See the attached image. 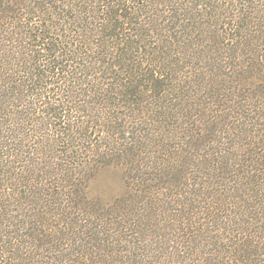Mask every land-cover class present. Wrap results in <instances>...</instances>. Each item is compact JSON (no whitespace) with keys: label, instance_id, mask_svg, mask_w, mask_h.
<instances>
[{"label":"trees","instance_id":"1","mask_svg":"<svg viewBox=\"0 0 264 264\" xmlns=\"http://www.w3.org/2000/svg\"><path fill=\"white\" fill-rule=\"evenodd\" d=\"M0 264H264V0H0Z\"/></svg>","mask_w":264,"mask_h":264},{"label":"rangeland","instance_id":"2","mask_svg":"<svg viewBox=\"0 0 264 264\" xmlns=\"http://www.w3.org/2000/svg\"><path fill=\"white\" fill-rule=\"evenodd\" d=\"M201 19L205 23L210 22L209 17L201 18ZM213 23H215V22H213ZM216 27L219 30H221V28H222L221 26H216ZM208 30H211V28ZM205 42L206 41L203 42V45H205ZM184 63H186L188 65V68L185 70V72L187 73V76H186L187 78L184 79L183 85L185 86V88L188 89V95H190V94L191 95L188 96V98L186 96V99L184 100L183 104L179 105V106L177 105V107L174 109H189V107L192 104L198 103V101H196L198 99L196 92L201 91L203 94L202 87H200L199 83L197 82V80L195 78V74L192 73V75H189V74H191V72H194L193 71V65L190 64L189 60H183V64ZM181 66H182V64L180 66H177V67L180 68ZM192 81H194V83H192ZM182 82H180V85L182 84ZM230 85H231V83H230ZM189 90H190V92H189ZM226 98L228 99L227 96H226ZM202 107H204V106H202ZM202 107L194 109V112H199L202 109H205V107L204 108H202ZM210 109H212V108H210ZM226 109H232V108H230V106H228ZM115 110L118 113H123V112H125L126 109H115ZM107 111H109V109H107ZM193 120L194 119H192L191 121H193ZM123 186L124 185H123V171H122V169L116 165L105 166V167H102L101 169H99L95 173L93 178L90 180V182H89V196H91L93 199L99 200V202L104 204V203L109 202L113 198L117 197L119 194H121V192L123 191Z\"/></svg>","mask_w":264,"mask_h":264}]
</instances>
